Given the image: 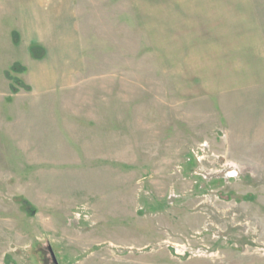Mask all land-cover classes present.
I'll return each mask as SVG.
<instances>
[{
  "label": "rangeland",
  "instance_id": "obj_1",
  "mask_svg": "<svg viewBox=\"0 0 264 264\" xmlns=\"http://www.w3.org/2000/svg\"><path fill=\"white\" fill-rule=\"evenodd\" d=\"M29 1L0 0V264H264V0H71L82 72L37 95Z\"/></svg>",
  "mask_w": 264,
  "mask_h": 264
},
{
  "label": "crops",
  "instance_id": "obj_2",
  "mask_svg": "<svg viewBox=\"0 0 264 264\" xmlns=\"http://www.w3.org/2000/svg\"><path fill=\"white\" fill-rule=\"evenodd\" d=\"M22 9V42L44 50L42 59L26 58L23 81L35 95L71 87L82 72L71 0H30Z\"/></svg>",
  "mask_w": 264,
  "mask_h": 264
},
{
  "label": "trees",
  "instance_id": "obj_3",
  "mask_svg": "<svg viewBox=\"0 0 264 264\" xmlns=\"http://www.w3.org/2000/svg\"><path fill=\"white\" fill-rule=\"evenodd\" d=\"M31 55L33 56L34 59H40L43 56V50L37 46H32L31 47ZM24 88H26V87H24Z\"/></svg>",
  "mask_w": 264,
  "mask_h": 264
},
{
  "label": "water",
  "instance_id": "obj_4",
  "mask_svg": "<svg viewBox=\"0 0 264 264\" xmlns=\"http://www.w3.org/2000/svg\"><path fill=\"white\" fill-rule=\"evenodd\" d=\"M50 255H51L53 264H57V262L55 260V257H54V255H53V253L51 251H50Z\"/></svg>",
  "mask_w": 264,
  "mask_h": 264
}]
</instances>
